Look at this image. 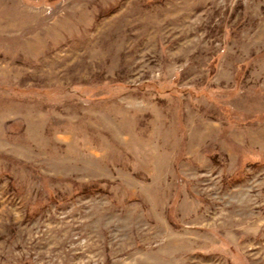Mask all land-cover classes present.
I'll return each instance as SVG.
<instances>
[{
  "label": "rangeland",
  "instance_id": "rangeland-1",
  "mask_svg": "<svg viewBox=\"0 0 264 264\" xmlns=\"http://www.w3.org/2000/svg\"><path fill=\"white\" fill-rule=\"evenodd\" d=\"M0 264H264V0H0Z\"/></svg>",
  "mask_w": 264,
  "mask_h": 264
}]
</instances>
